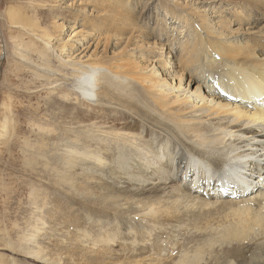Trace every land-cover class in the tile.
<instances>
[{
	"label": "rangeland",
	"instance_id": "obj_1",
	"mask_svg": "<svg viewBox=\"0 0 264 264\" xmlns=\"http://www.w3.org/2000/svg\"><path fill=\"white\" fill-rule=\"evenodd\" d=\"M35 1L40 0H0V264L117 262L106 258L99 260V255L106 248L108 251L111 249L108 252L110 254L112 250H118L116 241L119 243L126 239L127 224L138 234V243L144 239L143 245L150 249L154 258H160L158 249H162L163 256L173 253L177 259L175 264L182 261V264H197L199 260L198 264H242V256L246 255L243 251L245 248L251 250L253 243L247 244L232 237L229 239L226 233L232 217L220 213V217L217 215L214 218L216 222L213 216L208 218V222L202 216V221L191 218L184 225L173 213L176 212L175 208L170 211L172 215L168 211L165 213L167 216H163L161 204L152 213H157L158 217L147 214L131 217L117 213L114 217L108 215L111 220H106L100 227L86 220L88 216L97 220L101 215L102 210L89 207L86 200L87 193L94 191L91 187L92 177L99 174L95 170L84 174L78 156L76 153H73L76 157L71 155L70 148L81 152L79 144H73L72 140L79 137L80 131H96L99 124L95 123L102 120L94 119L103 113L100 107H91L84 102L83 97L75 91L71 78L75 68H80L83 63H93L90 61L94 60L113 72H120L121 69L131 75L134 74L132 70L159 72L160 65L156 61L161 53L165 56L162 59L175 63L174 66L169 64L174 69L168 73H158L164 76H161L164 81L171 80L173 88L182 81L186 93L198 91L197 96H207L206 99L209 98L211 102L228 90V86L224 88L215 84L223 76L217 78L210 74V70H215V66L222 62L220 58L215 59L217 63L213 66L206 65V71L191 70L182 79L180 76L185 66L180 63L181 70L175 69L182 59L183 42L188 38L191 41L197 39V34L191 37L187 35L185 39V33L191 26L189 24L205 23L210 31L215 32L212 36L218 39L210 37L225 52L249 55L250 61L264 60V6L257 7L237 0H231V4L227 3L229 0H130L128 10L118 8L119 11H114L107 4L99 6L92 3L93 0H62L57 9L48 7L44 10L30 3ZM15 5L25 8L16 14L13 7L12 10L8 9ZM29 9H35L37 15L40 12V25L33 23L34 26L24 27L25 33L16 32L11 24L14 17L9 19V10L19 19H24L32 16ZM242 9L254 10L252 14L255 18L251 20L253 29L242 24V18L238 15ZM77 15L80 17L75 21ZM54 23L64 25L61 24L65 27L61 36H56ZM45 28L60 39L51 44V50H55L53 52L40 40ZM73 31L74 40L79 42L75 43V53H71L74 55L69 57L68 52H60L59 46L68 41ZM75 33L81 35L75 37ZM202 34L199 35L205 38ZM173 39L177 41V49L171 48L170 44L175 42ZM173 70L176 72L172 74ZM170 91L182 97L186 94L173 89ZM237 97V101L221 97V100L216 101L234 107L240 98L245 99L243 95ZM118 113L110 116L116 117ZM119 119L121 123L130 122L128 117L120 113ZM5 122H9L6 131L3 128ZM63 124L64 129L61 128ZM66 135L69 139L65 138ZM137 139H140L139 135ZM69 162L76 164L70 166ZM180 165L178 184L186 191L197 188L196 177H186L185 166ZM191 220L193 223H189ZM195 221L199 225L201 221L203 225L198 226ZM217 223L219 226H216ZM109 234L112 236L108 237ZM108 240L110 243L114 241L109 243L112 248L106 244L104 246L103 243ZM83 243L88 245L84 249L81 248Z\"/></svg>",
	"mask_w": 264,
	"mask_h": 264
},
{
	"label": "bare ground",
	"instance_id": "obj_2",
	"mask_svg": "<svg viewBox=\"0 0 264 264\" xmlns=\"http://www.w3.org/2000/svg\"><path fill=\"white\" fill-rule=\"evenodd\" d=\"M6 1L9 2V0ZM60 1L62 0H40L30 3L37 6L38 9L48 7L57 9ZM93 1L92 3L99 6H102V3L107 4L114 11H119L118 8L125 11L130 6V0ZM237 1L257 7L264 6V0ZM227 3L231 4L232 1L229 0ZM11 7L16 10V12L14 11L16 14L19 13L17 11L25 8L21 5H15L8 9L12 10ZM10 10L9 19L14 17L11 24H13V29L16 32L25 33L24 27L34 26L33 23L40 25L38 24L40 23L38 22L40 12L37 15V11L34 12L35 9H29L32 16L24 19H19ZM252 13L254 14V10L244 11L242 9L238 12L242 18V24L250 26V29L254 28L251 20L255 16ZM59 15L61 16V14ZM79 17L77 15L75 21ZM61 24L54 25L56 26L54 32L57 30L56 36H61L65 28ZM189 25L191 26L186 31V36L184 35L185 39L187 35L189 37L197 34V41H191L188 38L183 42L182 59L175 66V69L178 70H181L179 69L181 68L180 63L185 66L182 68L184 73L180 76L181 79L185 74L189 75L191 70L206 71L204 69L206 65L211 64L213 66L217 63L215 59L220 58L222 62L215 66V70H210L212 77L223 76L215 81L217 86L222 85L224 88L228 86L227 92L222 93L220 97L237 101L239 99L237 96L243 95L245 99L240 98L238 105L233 107L230 106L232 104L217 102V98L209 102V98L206 99L207 96L203 97L201 94L197 96L198 91L186 93L182 81L173 88L172 83H170L171 80L164 81L161 78L164 76L158 74L160 71L168 73L174 69V67H169L172 62L162 59L165 56L161 53L159 60L156 61V64L160 65L159 72L155 70L147 73L142 70L138 72L132 70L133 75L125 74L126 71L123 69L120 72H113L102 65H98L96 60L90 61L93 63H83L80 68H75L71 78L75 91L83 97L87 105L100 107L101 113H103L94 119L102 120L95 123L99 124L97 128V125L95 126L96 131H80L81 134L78 136L81 138L71 139L73 144L77 143L76 145L79 144L78 146L81 147L80 153L78 152L79 149H70H72L71 155L76 153L78 156V163L83 173L88 174L89 171L95 170L99 174L92 177L91 187L94 191L87 193L86 200L89 207H98L102 210L101 215L98 216L97 220L89 216L86 217V220L93 224L96 223L100 227L117 213L131 217L141 214H147L150 217L157 215L156 217H158L157 213L154 215L152 213L157 205L161 204H163L161 205L164 212L163 216H167L165 213L168 211L170 213L175 208L176 212H172L176 214L174 215L178 217L179 222H184V225L191 218L202 221V216L207 219L213 216L214 219L220 213L219 215L232 217L231 222H228L229 228L228 226V229L226 228L229 231L224 232L228 238L242 240L247 244L253 243L251 250L245 248L243 251V254L246 255L242 256V264H264V60L250 61L249 55L225 52L214 42L212 38L218 39V37L212 36L215 32L210 31L205 23L196 22ZM200 27L202 29H199ZM202 33L205 38L199 35ZM73 35L74 31L68 41L61 42L62 44L59 46L60 52H68L69 57L74 55L75 43L79 42L77 39L74 40ZM78 35L81 34H77L75 37ZM40 40L52 52L55 51L51 50L53 41H60L46 28L41 33ZM173 41L175 42L170 44L171 48L177 49L176 39ZM72 52L74 53L71 54ZM152 63L154 64V62ZM172 65L174 66L175 63ZM175 72L176 70L171 71L172 74ZM170 89L186 94L182 97L171 92ZM189 94L191 96H188ZM65 97L69 96L65 95ZM115 112L128 117L130 122L121 123L119 113L118 116L111 117L110 115ZM8 123L5 122L3 125L5 131ZM64 125H61V128L64 129ZM137 134L140 137L139 140ZM67 137L66 135L65 138ZM68 154L70 155V153ZM71 164V162L68 163L70 166ZM74 164L76 163L73 162L72 166ZM180 164L185 166L186 177H196L197 188L193 187L190 188V191H186L178 184ZM108 215L111 217L109 218ZM225 217L223 218L225 219ZM209 219L205 222H208ZM201 221L200 225H203ZM228 223L226 222V224ZM197 225L200 226L198 223ZM217 225L219 226L218 223ZM130 226L127 224L125 229L126 239L121 238L122 241L119 243L116 241L117 239L115 240L119 244L118 250H112L110 254L108 252L111 249L108 251L105 247L106 249L101 251L99 255V260L104 258L117 260V262L108 264H157L161 262L175 264L177 259L173 253L163 256L162 249H158V257L160 258H154L155 255L150 254V249L143 245L144 239H142L143 241L139 240V243L136 241L137 233L133 232L134 230ZM111 234L108 237H111ZM139 237L141 238V236ZM109 240L103 244L112 248L110 244L114 241L110 243ZM81 245L82 249L88 246L84 243ZM182 263L183 261L180 264Z\"/></svg>",
	"mask_w": 264,
	"mask_h": 264
}]
</instances>
